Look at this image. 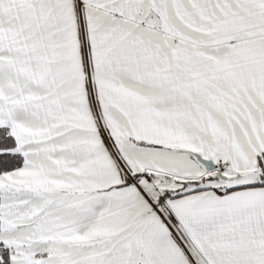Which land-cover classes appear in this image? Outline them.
I'll list each match as a JSON object with an SVG mask.
<instances>
[{
    "label": "snow or ice",
    "instance_id": "1",
    "mask_svg": "<svg viewBox=\"0 0 264 264\" xmlns=\"http://www.w3.org/2000/svg\"><path fill=\"white\" fill-rule=\"evenodd\" d=\"M0 264H264V0H0Z\"/></svg>",
    "mask_w": 264,
    "mask_h": 264
}]
</instances>
